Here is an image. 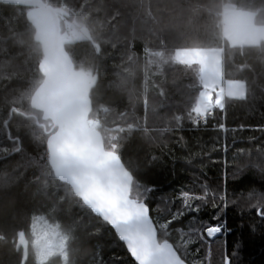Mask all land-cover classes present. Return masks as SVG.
<instances>
[{
	"label": "trees",
	"instance_id": "trees-1",
	"mask_svg": "<svg viewBox=\"0 0 264 264\" xmlns=\"http://www.w3.org/2000/svg\"><path fill=\"white\" fill-rule=\"evenodd\" d=\"M43 1L82 25L79 39L65 33L63 42L75 68L98 78L89 122H99L105 149L131 173V201L160 207L150 213L159 242L173 244L188 264H264V42L230 46L222 33L223 5L249 10L264 25V0ZM28 11L0 4V264H38L31 246L26 257L19 246L20 234L31 242L37 216L67 237L68 264H136L50 167L47 141L55 130L33 102L43 54ZM179 50H223L224 78L244 82L246 96L225 98L197 123L200 68L178 62ZM201 181L210 189L199 214L205 219L222 204L211 196L227 185L223 218L234 235L226 244L219 237L208 247L196 233L176 231L188 230V216L166 223L165 209L179 204L172 194L199 192ZM145 187L155 191L146 196Z\"/></svg>",
	"mask_w": 264,
	"mask_h": 264
},
{
	"label": "water",
	"instance_id": "water-1",
	"mask_svg": "<svg viewBox=\"0 0 264 264\" xmlns=\"http://www.w3.org/2000/svg\"><path fill=\"white\" fill-rule=\"evenodd\" d=\"M0 4L29 9L27 20L35 30L34 38L43 54L39 65L43 81L34 93L33 102L52 123L51 132L55 130L47 141L49 164L55 177L69 185L84 205L114 230L127 251L129 243L139 246L147 234L150 240L147 264H188L173 244L159 242L151 214L145 213L144 223L139 225L135 220L126 223L120 219L123 213L118 204L134 203L133 177L119 155L105 149L101 133L89 126L90 95L98 78L91 79L77 70L65 49L61 20L67 19L69 13L43 0H0ZM109 216L117 220L116 226L106 219Z\"/></svg>",
	"mask_w": 264,
	"mask_h": 264
},
{
	"label": "rangeland",
	"instance_id": "rangeland-1",
	"mask_svg": "<svg viewBox=\"0 0 264 264\" xmlns=\"http://www.w3.org/2000/svg\"><path fill=\"white\" fill-rule=\"evenodd\" d=\"M222 9L224 11H222L223 38L228 39V44L233 46L241 42L239 38V30L234 32L233 29L230 28L233 22H229V14H231L230 10H233L234 8L229 5L226 7L223 5ZM63 20H65L64 26L63 23H61V28L64 32L63 37L65 33H71L74 40L79 39V33L83 34V29L82 25L78 23V19L73 16L71 19L68 18ZM64 28L67 29L66 32ZM203 68L204 67H200V73ZM218 68L215 66L208 68L207 76L204 78V75H202L201 77L202 90L199 94L198 107L196 110L199 115L203 116L212 111L215 107H222L225 98L242 99L246 96L245 83L242 81L225 80L222 75V64L221 66H218ZM211 70H213V72H211ZM31 235V242L26 240L23 234L19 235V246L23 248L25 257L27 255L28 247L31 246L38 264H46L53 258H60L61 264H68L67 237L62 234L56 225L50 223L45 217H34L32 220ZM198 238L209 247L217 241L219 237L210 240L205 234L202 237L198 236Z\"/></svg>",
	"mask_w": 264,
	"mask_h": 264
},
{
	"label": "snow or ice",
	"instance_id": "snow-or-ice-1",
	"mask_svg": "<svg viewBox=\"0 0 264 264\" xmlns=\"http://www.w3.org/2000/svg\"><path fill=\"white\" fill-rule=\"evenodd\" d=\"M221 128L224 125H220ZM226 180V174H224ZM199 179V178H197ZM200 191H194L193 187H181L178 193L172 194L170 199L174 198L179 201V204L176 206L175 210H172L170 207L165 209L164 214L171 213V216L168 218L166 223L173 224L175 221H180L183 217L188 216V230L177 228L176 231L180 233H185L192 231L196 233L197 236H204L205 234L211 240L215 237H220L225 239L227 236L234 235L229 229L224 217V213L230 207L225 201L227 200V185L223 184L221 191L223 195H216L213 193L211 199H220L222 201L221 206L217 211H215L209 219L201 218L199 214L204 211L206 207L207 200L209 199L208 192L209 186L206 182L201 181L199 183ZM154 188L145 187L146 196L149 192H154ZM217 206L213 204V208ZM119 210L123 213V216L120 218L122 222H131L133 220L136 223L143 224L145 219V213L149 214L153 211L160 212L161 209L159 206L152 205L151 208L147 203L140 205L136 203H131L128 201H123L118 204ZM109 220L112 226L117 225V220L111 216L106 217ZM264 219V217H262ZM252 233V229H250ZM227 246V245H226ZM242 246V242L238 241L236 243L235 249H238ZM129 254L132 256L136 264H147L146 256L150 252V240L147 234L144 235L142 242L139 246H133L131 243L128 244ZM199 251V249H197ZM231 264V261H229Z\"/></svg>",
	"mask_w": 264,
	"mask_h": 264
},
{
	"label": "crops",
	"instance_id": "crops-1",
	"mask_svg": "<svg viewBox=\"0 0 264 264\" xmlns=\"http://www.w3.org/2000/svg\"><path fill=\"white\" fill-rule=\"evenodd\" d=\"M230 11L231 14H229V22H233L230 28L233 29L234 32L239 30V38L241 41L233 46H254L264 42V25H258L255 23V14L253 12L245 9H233ZM225 40L228 43V39ZM223 56V50H179L175 54V59L181 63L189 65L197 64L200 67H204L201 69L200 78L202 75H204L205 78L207 76L208 68L214 66L218 68L221 64L223 68ZM211 72H213V70H211ZM222 75L224 76L223 73Z\"/></svg>",
	"mask_w": 264,
	"mask_h": 264
},
{
	"label": "built area",
	"instance_id": "built-area-1",
	"mask_svg": "<svg viewBox=\"0 0 264 264\" xmlns=\"http://www.w3.org/2000/svg\"><path fill=\"white\" fill-rule=\"evenodd\" d=\"M66 39H72L74 40V37L71 35V33H67L66 35ZM64 40V39H63ZM207 118L205 116H199L198 118H196V122L200 123V124H204L206 122ZM89 126L92 130H96L98 131V127H99V122L94 121L92 123L89 122ZM216 238V237H215ZM214 239V238H212ZM211 239V240H212Z\"/></svg>",
	"mask_w": 264,
	"mask_h": 264
}]
</instances>
